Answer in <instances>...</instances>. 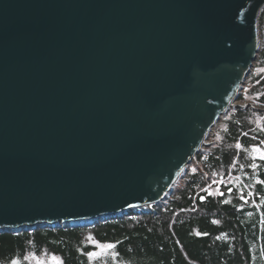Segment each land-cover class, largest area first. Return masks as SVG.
Segmentation results:
<instances>
[{
    "label": "water",
    "instance_id": "1",
    "mask_svg": "<svg viewBox=\"0 0 264 264\" xmlns=\"http://www.w3.org/2000/svg\"><path fill=\"white\" fill-rule=\"evenodd\" d=\"M263 8L0 0V232L170 199L252 71Z\"/></svg>",
    "mask_w": 264,
    "mask_h": 264
},
{
    "label": "trees",
    "instance_id": "2",
    "mask_svg": "<svg viewBox=\"0 0 264 264\" xmlns=\"http://www.w3.org/2000/svg\"><path fill=\"white\" fill-rule=\"evenodd\" d=\"M259 34L251 88L239 97L257 108L236 107L219 121L195 156L201 170L190 167L164 207L90 225L1 231L0 264H264V160L252 151L264 150V8Z\"/></svg>",
    "mask_w": 264,
    "mask_h": 264
},
{
    "label": "rangeland",
    "instance_id": "3",
    "mask_svg": "<svg viewBox=\"0 0 264 264\" xmlns=\"http://www.w3.org/2000/svg\"><path fill=\"white\" fill-rule=\"evenodd\" d=\"M259 37H260V36H259ZM261 46H262V43H261V40H260V48H259V52L262 50V49H261ZM259 52H258V54H259ZM256 60H257V59H256ZM253 67H254V66H253ZM252 69H253V68H252ZM245 83H246V82H245ZM249 88H251V85H248V84L246 85V84H244V86H243L241 92H240L239 95H238V98H237L236 102L232 105V107L230 108V110H231V109H234V108H236V107H244V106H246V105H249L250 107H252V108H254V109L257 108V107L254 105V103H252V102L250 101L251 98H249L248 96H246V98H245L244 100H239V97H240V96H243V95L247 94V91H248ZM230 110H229V111H230ZM229 111H228V112H229ZM227 114H228V113H227ZM225 116H227V115H225ZM225 116H224V117H225ZM224 117H222L221 120H222ZM221 120H219V121H221ZM218 123H219V122H218ZM217 131H218V124H217V126H215V127L212 129V131L209 133V135H208V137H207V139H206V141H205L204 147H203L201 150H203V149H205V148H208V147L211 145V143L213 142V140H212L211 138H212V136H213ZM190 167H193V168H196V169H198V170H201L200 164L196 161V159H194V160L192 161V163H191L190 166L188 167V170H189ZM188 170H187V171H188ZM187 171L183 174L182 177H180V180H179V183H178L177 187H176L175 189H172V190H173L172 195L175 194V193H177V192H179V191L181 190V188H182V186H183V179H184V177H185ZM172 195H171V196H172ZM171 196H170V198H171ZM169 200H170V199H167L166 201H163V202H161V203H159V204H157V205H153V206L164 207V206L166 205V203H167ZM153 206H148V207H143V208H135V209H132V210H133V211L151 212V210H154ZM119 215H120V214H119ZM100 221H102V220H100ZM92 223H93V222H92ZM92 223H91V222H86V223H79V224H81V225H90V224H92ZM59 225L63 226L62 224H58L57 226H59ZM76 225H78V224H76ZM76 225H73V226H76ZM66 226H71V225H66ZM54 227H55V226H54Z\"/></svg>",
    "mask_w": 264,
    "mask_h": 264
},
{
    "label": "snow or ice",
    "instance_id": "4",
    "mask_svg": "<svg viewBox=\"0 0 264 264\" xmlns=\"http://www.w3.org/2000/svg\"><path fill=\"white\" fill-rule=\"evenodd\" d=\"M252 151L255 152V153H258V158L260 160H264V150H262L261 148H258V147H254L252 149ZM253 167L255 168V167H257V165H253ZM260 183L261 184H264V181H260ZM245 202H247V201H245ZM98 247L101 248V249H111V248L114 247V245H111V244H108V245H98ZM88 255L90 257H95L97 255V253L96 252H90V253H88ZM53 260H56V258L53 257ZM12 264H16V261H13Z\"/></svg>",
    "mask_w": 264,
    "mask_h": 264
},
{
    "label": "bare ground",
    "instance_id": "5",
    "mask_svg": "<svg viewBox=\"0 0 264 264\" xmlns=\"http://www.w3.org/2000/svg\"><path fill=\"white\" fill-rule=\"evenodd\" d=\"M212 130H210V132H211ZM209 132V133H210ZM183 176V174L180 176V177H182ZM180 177L177 179V181H176V183L174 184V186H173V189H175L176 187H177V185H178V183H179V180H180ZM153 206V205H152Z\"/></svg>",
    "mask_w": 264,
    "mask_h": 264
},
{
    "label": "built area",
    "instance_id": "6",
    "mask_svg": "<svg viewBox=\"0 0 264 264\" xmlns=\"http://www.w3.org/2000/svg\"><path fill=\"white\" fill-rule=\"evenodd\" d=\"M151 212H153V210H151Z\"/></svg>",
    "mask_w": 264,
    "mask_h": 264
}]
</instances>
